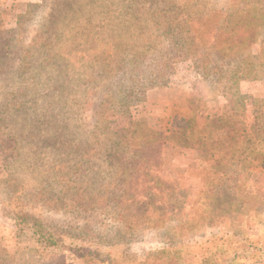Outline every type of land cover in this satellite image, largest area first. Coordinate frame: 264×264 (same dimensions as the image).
<instances>
[{
  "label": "rangeland",
  "instance_id": "rangeland-1",
  "mask_svg": "<svg viewBox=\"0 0 264 264\" xmlns=\"http://www.w3.org/2000/svg\"><path fill=\"white\" fill-rule=\"evenodd\" d=\"M246 1L0 0V264H220L203 234L264 190L231 173L264 99Z\"/></svg>",
  "mask_w": 264,
  "mask_h": 264
},
{
  "label": "trees",
  "instance_id": "trees-1",
  "mask_svg": "<svg viewBox=\"0 0 264 264\" xmlns=\"http://www.w3.org/2000/svg\"><path fill=\"white\" fill-rule=\"evenodd\" d=\"M245 7H257L253 11V19H248L251 23H253L256 27L260 28L264 26V0H252L251 5L248 0L245 2ZM244 24V23H243ZM246 24V23H245ZM255 40H253L254 42ZM262 47L264 46V37L261 38ZM249 77V76H246ZM246 77H241V79H245ZM253 81H255L254 90H264V76H252L250 77ZM263 81V82H262ZM238 91V90H237ZM238 96H240V101H244V96L238 91ZM264 96V92L261 94ZM253 107V121L250 125L251 129L249 131H244L247 128H244L241 135L242 139L240 143H236L233 148L234 152L230 154L231 160L234 161V171L231 173H235L236 176L244 177L248 175V169L253 167L251 161L257 159L260 161L259 164H264V99L258 98L255 100ZM249 129V128H248ZM247 129V130H248ZM258 140V143H257ZM256 145L260 147L255 148ZM232 145L230 148L232 149ZM228 153H226V156ZM224 176L230 175V169L225 167V171L223 172ZM236 188V201L234 202V207L236 211H244L250 214V211L254 213L260 212L264 215V190H257L256 187L251 186L246 188V186H241L239 183L235 184ZM253 197H259L257 193L262 195V198L254 200H246V193L249 191ZM183 202H186L183 201ZM111 264V263H110Z\"/></svg>",
  "mask_w": 264,
  "mask_h": 264
},
{
  "label": "crops",
  "instance_id": "crops-1",
  "mask_svg": "<svg viewBox=\"0 0 264 264\" xmlns=\"http://www.w3.org/2000/svg\"><path fill=\"white\" fill-rule=\"evenodd\" d=\"M242 92L260 95L264 90ZM202 240L199 250L203 259L218 252L220 264H264V215L241 211L234 219H225L224 223H220L217 235L210 231L203 234ZM206 261L207 258L203 263Z\"/></svg>",
  "mask_w": 264,
  "mask_h": 264
}]
</instances>
